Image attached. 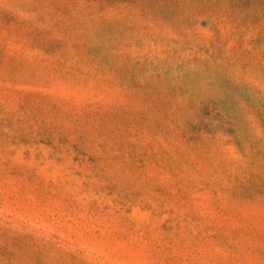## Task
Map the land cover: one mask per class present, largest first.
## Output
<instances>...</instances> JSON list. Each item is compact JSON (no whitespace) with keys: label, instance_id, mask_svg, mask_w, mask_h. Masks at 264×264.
<instances>
[{"label":"rangeland","instance_id":"obj_1","mask_svg":"<svg viewBox=\"0 0 264 264\" xmlns=\"http://www.w3.org/2000/svg\"><path fill=\"white\" fill-rule=\"evenodd\" d=\"M0 264H264V0H0Z\"/></svg>","mask_w":264,"mask_h":264}]
</instances>
